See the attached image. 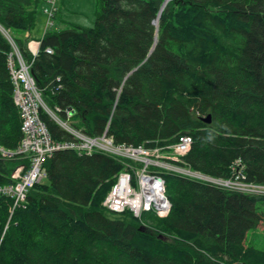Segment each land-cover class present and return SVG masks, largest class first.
<instances>
[{
    "label": "trees",
    "instance_id": "trees-1",
    "mask_svg": "<svg viewBox=\"0 0 264 264\" xmlns=\"http://www.w3.org/2000/svg\"><path fill=\"white\" fill-rule=\"evenodd\" d=\"M45 1L0 0V145L22 138L11 40L61 120L147 147L188 134L179 164L231 178L240 159L247 181L264 185V0H101L93 26L47 23L35 55L29 33ZM41 117L55 140H72ZM21 163L0 153V185ZM45 168L12 215L13 199L0 198V264H264L249 239L264 226V195L163 173L168 215L137 217L103 205L124 168L115 157L60 150Z\"/></svg>",
    "mask_w": 264,
    "mask_h": 264
},
{
    "label": "built area",
    "instance_id": "built-area-1",
    "mask_svg": "<svg viewBox=\"0 0 264 264\" xmlns=\"http://www.w3.org/2000/svg\"><path fill=\"white\" fill-rule=\"evenodd\" d=\"M56 1L48 0L50 7L45 9L49 24L53 22ZM46 51L52 53L53 49L48 47ZM9 69L14 85L13 101L21 119L22 138L16 150H9L0 145V153L6 158L17 155L18 158L27 159L26 164H20L12 172L9 183L0 185V198L8 196L13 199L11 215L25 202L29 190L47 177L45 163L48 159L55 152L68 148L79 154L103 152L123 163V172L106 196L103 202L104 207L117 213L128 210L137 217H141L145 211L153 210H158L160 217L168 215L171 202L167 197L166 183L161 178L162 173L159 169L182 162L184 155H181L186 153L192 145L190 135L180 136V145L171 154L159 146L116 143L106 132L99 136H90L68 121V125L64 124L65 130L71 134L74 142L70 144L55 140L42 119L41 112L46 110L54 118L55 115L48 110L42 99V93L35 86L36 79L31 72V63L22 62L19 66L14 64ZM71 115L70 110L68 118ZM58 120L60 121L59 118ZM193 179L222 189L264 195L263 184L247 181L240 159L233 165L231 178L213 177L198 171Z\"/></svg>",
    "mask_w": 264,
    "mask_h": 264
},
{
    "label": "rangeland",
    "instance_id": "rangeland-1",
    "mask_svg": "<svg viewBox=\"0 0 264 264\" xmlns=\"http://www.w3.org/2000/svg\"><path fill=\"white\" fill-rule=\"evenodd\" d=\"M57 7L59 9L58 13L53 18L55 24L51 25L50 29L65 28L72 24L93 26L101 9V0H57ZM42 37L34 36L38 39H42ZM50 117L52 118V116ZM162 173H169V171L162 170ZM263 227V225H260V227L249 233V239L254 236L256 238L255 242L260 247L264 246Z\"/></svg>",
    "mask_w": 264,
    "mask_h": 264
},
{
    "label": "bare ground",
    "instance_id": "bare-ground-1",
    "mask_svg": "<svg viewBox=\"0 0 264 264\" xmlns=\"http://www.w3.org/2000/svg\"><path fill=\"white\" fill-rule=\"evenodd\" d=\"M170 1V0H169ZM167 3V1H165V4ZM158 20V19H157ZM0 28H2L1 26H0ZM2 30L5 32V30L2 28ZM10 42L12 43V45H13V48H14V50H13V52H11V54L9 55V57H8V67L9 68H11L14 64H16L17 66H19V64L20 63H22V62H25V63H28L29 64V62L28 61H26V59L23 57V55H22V53H21V51L19 50V48H18V46L14 43V42H12L11 40H10ZM57 81H59L60 82V78L58 77L57 78ZM35 86H37V88H38V90L42 93L43 92V90L41 89V88H39L38 87V85H37V83L35 82ZM13 96H14V94H13ZM42 99H43V97H42ZM43 101H44V99H43ZM45 102V101H44ZM45 104H46V106L48 107V110L51 112V113H53L54 115H55V118L52 116V118L55 120V121H57L64 129H65V126H64V124H66V125H68L67 123H68V121L67 120H65V121H63V120H61V118L59 117L60 115H59V108H56V109H52V108H50L48 105H47V103L45 102ZM71 109H67V115H68V112L70 111ZM45 112H47L46 110H44ZM48 113V112H47ZM49 114V113H48ZM50 115V114H49ZM59 115V116H58ZM51 116V115H50ZM58 118L60 119V121L58 120ZM69 119V118H68ZM47 125V124H46ZM47 127H48V125H47ZM48 129H49V127H48ZM22 130V129H21ZM49 131H50V129H49ZM51 133V132H50ZM186 135H188V134H186ZM64 142H67V143H70V144H72L73 142H74V140H66V141H64ZM128 145H133V144H128ZM180 145V140L177 142V143H175V144H173V145H167V146H164V147H162V146H159L160 148H162L165 152H168V153H174V151H175V148H177L178 146ZM2 146V145H1ZM19 146H20V144H19ZM18 146V147H19ZM136 146H138V145H136ZM17 147V148H18ZM16 148V149H17ZM16 149H9V150H16ZM67 150H71V149H67ZM190 150V149H189ZM188 150V151H189ZM187 151V152H188ZM186 152V153H187ZM186 153H184V154H186ZM79 154V153H78ZM184 154H182V155H184ZM181 155V156H182ZM8 159H14V158H18V156L17 155H13V156H9V157H7ZM22 164V163H21ZM162 170H168L169 171V173L171 172V173H174V174H178V175H182V176H185V177H189V178H194L195 177V174L198 172V171H195V170H192L191 168H189V167H187V166H185V165H182V164H170L167 168H160L159 169V171L162 173ZM122 172L123 171H121L119 174H118V176H117V179H119V177H120V175L122 174ZM246 175V174H245ZM161 178L165 181V179H164V177H163V173H162V175H161ZM166 183V182H165ZM235 191H240V192H243V191H241V190H235ZM108 209V208H107ZM109 210V209H108ZM128 211V210H127ZM155 211H158V210H155ZM112 212V211H111ZM125 212V211H124ZM117 213V212H116ZM120 213H122V212H120Z\"/></svg>",
    "mask_w": 264,
    "mask_h": 264
},
{
    "label": "crops",
    "instance_id": "crops-1",
    "mask_svg": "<svg viewBox=\"0 0 264 264\" xmlns=\"http://www.w3.org/2000/svg\"><path fill=\"white\" fill-rule=\"evenodd\" d=\"M48 7H50V4L47 1L42 3V5H40V10L38 12V16L36 19V25L33 28V30H31V32L29 33V36H30L29 48H30L31 52L34 54H35V52H37L39 50V45H40V40H41L38 38H34V36H37V37L43 36L46 32V29H47L48 16L45 13V9ZM58 10L59 9L57 7L56 15L58 13Z\"/></svg>",
    "mask_w": 264,
    "mask_h": 264
},
{
    "label": "water",
    "instance_id": "water-1",
    "mask_svg": "<svg viewBox=\"0 0 264 264\" xmlns=\"http://www.w3.org/2000/svg\"><path fill=\"white\" fill-rule=\"evenodd\" d=\"M166 1H168V0H166ZM210 117H211L210 115L206 117V121H207V122H210V121H211V118H210ZM141 230H144V229L141 228Z\"/></svg>",
    "mask_w": 264,
    "mask_h": 264
}]
</instances>
